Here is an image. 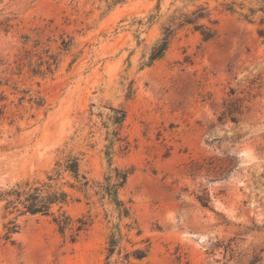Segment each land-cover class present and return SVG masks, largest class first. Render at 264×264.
<instances>
[{
    "label": "rangeland",
    "instance_id": "374dc122",
    "mask_svg": "<svg viewBox=\"0 0 264 264\" xmlns=\"http://www.w3.org/2000/svg\"><path fill=\"white\" fill-rule=\"evenodd\" d=\"M198 7L214 38L172 25L151 61L171 22ZM0 13L14 24L0 30V192L44 180L68 154L95 181L110 164L130 172L119 190L128 217L94 189L74 194L67 211L92 217L74 243L49 217L8 214L0 201V233L18 224L0 264H104L115 226L122 253L149 247L127 264H264V87L248 93L264 78V0H0ZM230 88L247 99L236 124L217 120ZM111 108L124 111L121 126Z\"/></svg>",
    "mask_w": 264,
    "mask_h": 264
},
{
    "label": "trees",
    "instance_id": "16d2710c",
    "mask_svg": "<svg viewBox=\"0 0 264 264\" xmlns=\"http://www.w3.org/2000/svg\"><path fill=\"white\" fill-rule=\"evenodd\" d=\"M205 18L208 19L209 14L204 7H198L191 14L181 13L179 18H175L178 20L171 22L165 35L153 47L150 60L155 61L163 56L168 48L171 33L174 29L182 26L191 25L193 30L197 31L204 41L214 38L216 30L205 23L199 22ZM208 22L211 25L215 23L212 20H208ZM13 25V18L10 15L0 13L1 31L8 32ZM172 25H175L174 29L171 28ZM257 34L262 39L261 43L264 44V29H258ZM22 38L24 44L30 41L28 35H23ZM35 41V46H37L39 42L38 40ZM65 47L66 42L62 40L59 49L64 50L66 49ZM54 61L53 59V63ZM248 87V93L263 88V75L249 80ZM246 100V98L236 96L235 92L230 88L227 96L222 98L220 108L217 111V120L219 122L229 120L234 124L238 123L247 108L244 103ZM111 110L121 114L118 118H113V122L121 126L125 118L124 111L115 108H111ZM259 150L264 153V146L260 145ZM106 155L108 156L109 153L107 152ZM80 160L79 156L68 154L64 158L55 161L52 170L46 172L44 180H37L32 183L26 181L23 186L21 183H15L11 188L1 191L0 201H5L4 210L8 214L17 211L19 215L30 214L49 217L59 235L63 238L68 236L71 243L76 242L92 225L91 215L81 214L74 217L66 209L71 202L79 201V197L74 196L76 192L82 193L86 198H89L92 196L89 190L94 189L93 194L100 195L102 199H106L112 204L119 216L128 217L130 214L129 208L120 199L119 190L126 183L130 172L112 167L110 164L108 172L103 176V180L95 181L81 171ZM231 168L230 161L225 169L220 172V175L223 173L227 174ZM195 199L202 207H210V198L206 188H201L199 193L195 194ZM19 205H21L22 209L19 208ZM127 227L129 230L131 229L130 225H127ZM16 232H18V224L16 217H13L3 223V233H0V245L13 242L12 236ZM139 233L140 231L138 230L137 234ZM121 239V230L118 226H115V231H110L107 238L108 246L104 264H112L110 257L114 253L121 259L120 264H127L130 258L142 260L147 256L148 245L145 248H134L131 251L122 253V248L120 247ZM229 245L224 246L226 251L232 250ZM258 260L259 257L255 255L249 264H256Z\"/></svg>",
    "mask_w": 264,
    "mask_h": 264
}]
</instances>
